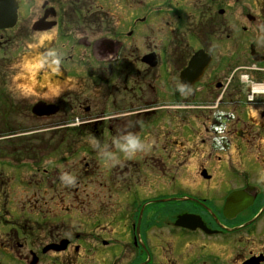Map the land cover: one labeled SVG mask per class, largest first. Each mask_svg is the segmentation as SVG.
<instances>
[{
    "label": "flooded vegetation",
    "instance_id": "af4514ba",
    "mask_svg": "<svg viewBox=\"0 0 264 264\" xmlns=\"http://www.w3.org/2000/svg\"><path fill=\"white\" fill-rule=\"evenodd\" d=\"M35 49L42 86L0 90V161L23 165L12 171L18 185L55 190L62 177L50 158L71 152L79 222L73 235L61 230L64 219L56 232L35 222L42 237L15 226L0 236L6 260L173 264L160 261L164 231L175 237L171 258L186 240L181 264H264V96L250 82L264 81V0H0V62L17 67ZM196 58L199 77L182 83ZM251 93L254 103L243 104ZM36 105L52 112L37 117ZM129 134L142 145L131 154L117 147ZM35 136L46 139L35 144ZM108 149L113 161L99 176ZM223 162L228 177L210 185ZM40 168L51 169L52 182ZM147 175H158L156 196L147 194ZM1 179L0 206L9 201ZM112 195L122 197L118 208ZM54 245L60 251L47 249Z\"/></svg>",
    "mask_w": 264,
    "mask_h": 264
},
{
    "label": "rangeland",
    "instance_id": "374dc122",
    "mask_svg": "<svg viewBox=\"0 0 264 264\" xmlns=\"http://www.w3.org/2000/svg\"><path fill=\"white\" fill-rule=\"evenodd\" d=\"M30 54H37L36 49L33 50V52L31 53H27L26 55H24L23 57H25L24 59H31V55ZM34 56H32L33 58ZM0 65H6L7 68L4 69V71H6L7 69H9V73H13V76L7 72L4 73V75L2 76V78H0V90L1 87L3 86H7V87H17L19 85V88H22L23 85L29 84L30 81L28 80V75H24L26 74V72H24L23 70V63H18L17 67H12L13 63L10 62H0ZM42 67V66H41ZM40 67V68H41ZM40 68L37 70L36 75H35V84L32 85V87H37V86H42V84L39 83L38 79L36 78ZM1 95V93H0ZM2 95L0 96V115L3 113H5V111L2 110V100H1ZM3 98H5V94L3 95ZM258 101V100H257ZM260 103H264V99L260 100ZM247 102V100H246ZM57 116V115H56ZM38 122H35V126L36 128L39 127ZM165 131L168 132H172L173 128L172 125H165L163 128ZM43 136V135H42ZM35 138L38 140H35ZM46 137H41L40 139L35 136L34 140L36 141L35 144H38V142L42 145V142L45 141ZM88 144H91V142L89 140L83 142V145L86 146ZM54 147V146H52ZM64 151V150H63ZM102 154L105 155L104 157L105 160H102V156L99 157V159L101 158V161L98 160V168H99V176L101 175V173L104 172V169L106 167L110 166V162L113 161L112 156H110V151L109 149ZM217 154V153H216ZM71 155V152L68 153H63V155L59 154L58 156H56L55 158L51 157L50 160L52 161L50 166H53L59 173H56L58 176L64 177V176H69L72 178V182L69 183L66 180L62 179L59 182V186L56 185L55 190H49L50 188H48L47 186H41L38 187L37 184L35 185L34 189H28L26 187L20 186L18 185V179H17V175L16 174H12L9 175L7 178H3L2 182L4 183V191H6L5 196L9 198V201L7 204L5 205H1L0 209L2 210L1 215L3 216V221L5 222V225H2L0 227V236H3V233L9 232L10 230L14 229V226H20V224L24 225L26 228H28L31 232H34L36 234V236L38 237H42L46 235V230L42 231L40 229L37 230L36 228V223L38 225H40L41 227L47 226V229L53 232H56L59 230V226L58 223L60 222L57 219H64L65 221V228L61 227V230L63 232H65L66 234H72V232L75 233V229H76V223L78 221V212L76 210V205L73 199L76 198L73 189H70L68 186L73 184V182L77 181V176H75V174H73L72 169L74 168V162L76 161V159L74 157L72 158H68V156ZM60 157L64 158L62 160H60ZM103 157V158H104ZM217 157L221 158L222 161H225L228 159V155L224 152H219L217 154ZM84 158H86L87 160H92L91 157H87L85 156ZM49 159L46 158L45 163L48 161ZM59 163H56L58 162ZM110 161V162H109ZM65 168V169H64ZM7 169V168H6ZM53 169V168H52ZM69 169L67 172L65 170ZM8 170V169H7ZM40 170L42 171L41 175L46 179L47 182H52L51 181V177H52V173H46V171L50 172L51 169L49 168V170L44 169V168H40ZM9 171V170H8ZM64 171V172H63ZM1 174H7V171H3V169H0ZM10 172V171H9ZM212 173V172H210ZM29 174V171L26 168H23L22 170V176ZM213 174V179L211 180V184L215 186L216 182H219L220 179H223L225 176L228 177V174L226 172V168H225V163L223 162L221 165V168L219 170H216L215 173ZM181 176H183V180H185L186 182L190 181L191 182V178L193 177V175L191 173H182L179 174ZM40 176L38 175L37 178H39ZM87 183V181H84ZM90 183L87 184V190L84 191V193H90ZM177 184V182L173 185V187H175V185ZM34 192L35 194V198L33 199V197L28 198L27 201H25L26 199V195L27 193L30 194ZM214 191L211 190H207V195H212ZM147 194L148 196H156L158 194V175H147ZM162 196H166L165 193L161 194ZM4 196V197H5ZM108 198H112V199H116L114 202V205L116 208H118V206L120 205V200L122 197H115V196H110ZM59 201H62L60 203H58ZM174 201L173 198L168 199V200H163L162 202L159 203H165V202H170L168 204L165 205H172ZM93 207V204L86 202L84 205V211H90ZM46 216V217H44ZM49 220V222L46 225H42L44 223V221ZM19 221V222H18ZM87 220H84L82 223V229H84L85 224H86ZM18 222V223H17ZM36 222V223H35ZM79 222V221H78ZM17 223V224H16ZM16 226V228H17ZM33 227V229L31 228ZM40 228V227H39ZM84 231V230H83ZM162 245L159 246H164L165 243H167L169 250L165 251V253H163L162 256H160V261H164L167 263H170L171 259L172 262H174L173 264H181L180 259L184 256H182L184 253H188V247H185L186 245V240L181 241V250L178 253H174V251H172V258L170 257V255L167 254V252L170 253V249L172 250L174 245L173 242H175V237L172 236L170 233L168 232H164L163 231V236L160 238ZM158 252H161L160 249H158ZM6 254L5 252L2 250V248L0 247V263L1 264H14L13 260H6ZM51 260V259H50ZM53 260V259H52ZM169 260V261H167Z\"/></svg>",
    "mask_w": 264,
    "mask_h": 264
},
{
    "label": "clouds",
    "instance_id": "9594fccd",
    "mask_svg": "<svg viewBox=\"0 0 264 264\" xmlns=\"http://www.w3.org/2000/svg\"><path fill=\"white\" fill-rule=\"evenodd\" d=\"M49 55H52V53H49ZM42 66V59L39 55L33 57L32 59H26L22 65L24 72L28 74V80L30 81L29 84L23 85L22 87L26 91H31L32 85L35 84V75L37 70ZM52 71L55 72L56 69L53 67ZM45 81H47V76H45ZM52 92H56L57 89L54 85H49ZM123 140L125 141L123 144H120L117 142V147L120 149V151L125 153H134L138 149L141 148V141L138 136L135 135H127L123 137ZM62 179L66 180L67 182L71 183L72 178L69 176H64Z\"/></svg>",
    "mask_w": 264,
    "mask_h": 264
},
{
    "label": "water",
    "instance_id": "95a60500",
    "mask_svg": "<svg viewBox=\"0 0 264 264\" xmlns=\"http://www.w3.org/2000/svg\"><path fill=\"white\" fill-rule=\"evenodd\" d=\"M200 67V63L198 62L197 58L193 60L192 63H190V66L188 68V70L183 74V80H185L186 78L190 77L193 74H196ZM40 112V111H39ZM44 113V112H41Z\"/></svg>",
    "mask_w": 264,
    "mask_h": 264
}]
</instances>
